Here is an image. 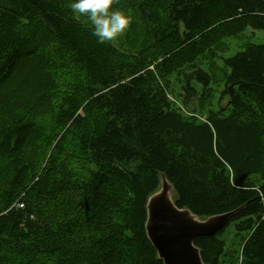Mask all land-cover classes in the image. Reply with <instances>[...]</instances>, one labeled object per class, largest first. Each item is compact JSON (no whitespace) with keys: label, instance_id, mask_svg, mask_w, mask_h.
<instances>
[{"label":"trees","instance_id":"16d2710c","mask_svg":"<svg viewBox=\"0 0 264 264\" xmlns=\"http://www.w3.org/2000/svg\"><path fill=\"white\" fill-rule=\"evenodd\" d=\"M62 1L0 0V264H164L146 230L162 175L177 206L201 218L245 206L229 224L250 232L243 264H264V43L223 60L230 115L187 119L167 92L188 69L184 109L195 110L197 86L208 98L214 77L200 57L226 37L264 32V0H166L163 20L154 11L163 0H141L152 42L131 53L99 44ZM47 41L79 72L50 124L17 105L28 77L31 98L45 90L33 68L18 74L26 59H45ZM73 157L89 169L65 200ZM225 229L195 241L205 264H221Z\"/></svg>","mask_w":264,"mask_h":264},{"label":"rangeland","instance_id":"374dc122","mask_svg":"<svg viewBox=\"0 0 264 264\" xmlns=\"http://www.w3.org/2000/svg\"><path fill=\"white\" fill-rule=\"evenodd\" d=\"M69 2L70 0H64V2L62 1L61 3L67 6L66 4H69ZM141 3V0H115L113 5L114 8L125 12L131 10L133 14L132 24L114 44L121 51L131 53L132 51L136 52V50H138L142 52L152 42L150 31L140 23L139 7ZM154 7V11L159 19L163 20L167 18L168 1L163 0L162 2H158ZM151 11L153 12L152 8ZM78 21L89 25L83 19ZM260 43H264L263 31H246L240 35L222 39L218 42V45L213 47L212 53L207 52L200 57L197 63L198 67H202L209 71V73L213 75L214 81L209 90L208 98L205 100H201L202 91L200 87L197 86L199 94L193 101L192 106L195 110L191 113L184 109L182 98V78L183 75L188 72V69L170 76L167 79V92L173 108L179 110L185 118L189 119L191 117L200 122L206 121L211 113H219L223 116L230 115L232 109L228 104V99L222 95L224 89V76L226 73L223 60L243 51L250 44ZM45 48L48 49L45 59H26L18 74L19 77L27 76L26 71L29 73L31 68H33L34 76L38 79V88L43 86L45 90L43 89V92L39 90L40 93L31 98V94L28 91H30L32 86L28 77L27 80L24 81L27 95L24 96L21 105H17L26 112L25 114H29L32 117L36 115L38 122L42 120L44 123L50 124L52 112L55 110L56 104H58L59 101L57 95L60 97L66 93H73L74 90L76 91L78 89L79 72L76 66L61 63L54 59L52 49L50 48V41H47ZM32 112H34L35 115L32 114ZM4 115H6V113ZM38 151L39 147H30L26 153L27 163L34 158L35 154H38ZM67 164L71 168V176H69L68 186L63 193L65 200L77 194V179L81 176H86L89 169V166L83 159H78L76 157L71 158ZM249 237L250 232L240 233L236 230L235 223L229 224L221 236V239L226 244L225 253L221 258V264H243L244 258L242 255V248Z\"/></svg>","mask_w":264,"mask_h":264},{"label":"water","instance_id":"95a60500","mask_svg":"<svg viewBox=\"0 0 264 264\" xmlns=\"http://www.w3.org/2000/svg\"><path fill=\"white\" fill-rule=\"evenodd\" d=\"M243 208L201 218L177 206L174 187L162 175L160 188L147 201V236L164 264H205L195 241L216 236Z\"/></svg>","mask_w":264,"mask_h":264},{"label":"clouds","instance_id":"9594fccd","mask_svg":"<svg viewBox=\"0 0 264 264\" xmlns=\"http://www.w3.org/2000/svg\"><path fill=\"white\" fill-rule=\"evenodd\" d=\"M115 0H70L73 19H83L91 27L90 34L99 44H115L133 22L131 10L114 8Z\"/></svg>","mask_w":264,"mask_h":264},{"label":"built area","instance_id":"2783aa9c","mask_svg":"<svg viewBox=\"0 0 264 264\" xmlns=\"http://www.w3.org/2000/svg\"><path fill=\"white\" fill-rule=\"evenodd\" d=\"M23 207L21 204L19 205V208Z\"/></svg>","mask_w":264,"mask_h":264}]
</instances>
